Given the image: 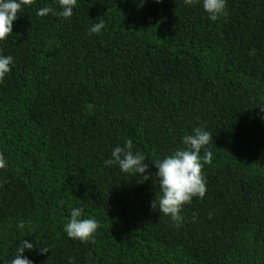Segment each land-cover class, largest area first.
<instances>
[{
  "label": "trees",
  "instance_id": "trees-1",
  "mask_svg": "<svg viewBox=\"0 0 264 264\" xmlns=\"http://www.w3.org/2000/svg\"><path fill=\"white\" fill-rule=\"evenodd\" d=\"M138 5L77 0L63 18L36 14L56 0H30L0 41L13 57L0 79V264L22 239L49 249L25 250L33 264H264V0H226L215 21L198 2ZM197 126L212 136L206 191L179 221L150 207L151 164L141 183L103 165L125 140L150 162ZM72 206L97 220L90 240L63 232Z\"/></svg>",
  "mask_w": 264,
  "mask_h": 264
},
{
  "label": "clouds",
  "instance_id": "clouds-1",
  "mask_svg": "<svg viewBox=\"0 0 264 264\" xmlns=\"http://www.w3.org/2000/svg\"><path fill=\"white\" fill-rule=\"evenodd\" d=\"M77 0H56L59 7L57 12L48 6L37 9V15L46 14L59 15L68 18L73 15V8ZM159 2V0H155ZM198 2L201 9L206 13L209 21H215L219 16L226 15V0H185L186 4ZM30 3V0H0V41H3L11 34L13 21L16 19L19 10L23 5ZM144 0H139L142 6ZM104 27L103 21H98L89 27L90 33H99ZM13 63L11 55H0V79H3L10 71ZM261 113H264V104L259 105ZM260 118L264 120V115ZM210 133L204 127H193L190 134L180 137V146H177L170 153L145 162L146 157L139 151H133L131 140H125L123 146L117 144L111 148L108 158L103 160L104 166H116L122 173H133L138 178V183L149 180V164L155 169L153 173L157 180L158 195L150 201V207L158 210L173 221L181 219L180 211L183 205L189 203L193 197L202 198L206 191V181L202 175V162L211 159V152L206 147L211 141ZM212 142V141H211ZM203 154L201 155V150ZM6 166L5 158L0 155V169ZM151 174V178L153 176ZM63 204V201L60 202ZM17 231H23L26 223L23 220L15 224ZM98 228V222L94 217L83 215L81 207L72 206L69 208L68 217L62 226V230L68 238L84 242L90 240ZM34 244L31 240L22 239L15 249V254L10 260L3 264H33L27 256L22 255L25 250H32ZM41 255L49 253L47 247H35ZM68 264H74L73 258H68Z\"/></svg>",
  "mask_w": 264,
  "mask_h": 264
}]
</instances>
